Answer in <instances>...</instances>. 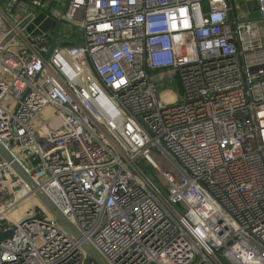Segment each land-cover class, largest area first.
<instances>
[{
	"label": "built area",
	"instance_id": "built-area-1",
	"mask_svg": "<svg viewBox=\"0 0 264 264\" xmlns=\"http://www.w3.org/2000/svg\"><path fill=\"white\" fill-rule=\"evenodd\" d=\"M254 1L256 18L233 0H70L49 14L80 40L50 50L29 30L41 3L0 0V144L81 232L62 231L0 158V234L13 232L0 264H95L83 241L110 264H264ZM158 71L177 77L175 101Z\"/></svg>",
	"mask_w": 264,
	"mask_h": 264
},
{
	"label": "water",
	"instance_id": "water-1",
	"mask_svg": "<svg viewBox=\"0 0 264 264\" xmlns=\"http://www.w3.org/2000/svg\"><path fill=\"white\" fill-rule=\"evenodd\" d=\"M70 0H67L63 13L66 11ZM62 19H56V28L53 33V38L50 43V50L55 45L57 33L60 29ZM0 158L5 161L10 168L17 174V176L27 185L30 191L34 194L40 204L47 210V212L54 218L57 225L62 231L70 234L76 240H80L81 232L58 210L52 203L48 196L37 188L36 183L32 180L27 172L21 167L18 161L9 153V151L0 144ZM12 230L1 233V238H9L12 235ZM81 248L86 254L87 259L92 260L95 264H110L106 258L99 252V250L89 241H83Z\"/></svg>",
	"mask_w": 264,
	"mask_h": 264
},
{
	"label": "crops",
	"instance_id": "crops-1",
	"mask_svg": "<svg viewBox=\"0 0 264 264\" xmlns=\"http://www.w3.org/2000/svg\"><path fill=\"white\" fill-rule=\"evenodd\" d=\"M30 1H38L41 3V8L35 7L37 10L35 19L33 23L30 25L29 30L38 32V33H49L51 35V41L53 38V33L56 28V19L50 16V12L57 10L59 12H63L66 3L62 2V0H23L24 4L30 3ZM67 2V0H66ZM62 8V9H61ZM77 30L73 32H69L66 28L62 31V28L59 29L56 39L57 41H61L64 44H67L71 41L78 42L80 40V36L78 34L74 35ZM75 32V33H74ZM153 76L158 77L159 79L166 77L167 75L171 74L170 71H158V72H150ZM165 94V92H163ZM179 95V92H178ZM165 100L170 102L175 101L178 99V96L175 94H169L165 96Z\"/></svg>",
	"mask_w": 264,
	"mask_h": 264
},
{
	"label": "rangeland",
	"instance_id": "rangeland-1",
	"mask_svg": "<svg viewBox=\"0 0 264 264\" xmlns=\"http://www.w3.org/2000/svg\"><path fill=\"white\" fill-rule=\"evenodd\" d=\"M234 3H239L244 10L248 13V15L252 18H256L257 17V12L255 11L256 8V4L254 0H233ZM62 2L66 3V0H62ZM62 9V8H61ZM81 17V13H78L76 16V19H79ZM73 31L77 30L76 34H78L79 36L80 31L78 30V28L73 27ZM65 30V25H62V31ZM153 81L155 82L156 86H157V90H158V94L160 97L165 98V96H168L169 94H175L176 96H178V92H179V85H178V79L174 74H169L164 78L159 79L157 76L153 77ZM165 92V94L163 93ZM167 102V101H166ZM45 115H49V112H45ZM142 169L146 172V174L155 182H158V178L156 177V170L149 164H147L146 162L142 161ZM160 164L163 168H169L170 170H172L173 172L176 171L175 166L172 163H165L164 160H160ZM36 203L40 204V202L36 199L35 200ZM28 203V202H27ZM41 205V204H40ZM42 206V205H41ZM25 209L29 208L28 205L24 206Z\"/></svg>",
	"mask_w": 264,
	"mask_h": 264
},
{
	"label": "bare ground",
	"instance_id": "bare-ground-1",
	"mask_svg": "<svg viewBox=\"0 0 264 264\" xmlns=\"http://www.w3.org/2000/svg\"><path fill=\"white\" fill-rule=\"evenodd\" d=\"M28 199V198H27ZM25 205H28L29 206V203H25L20 209H19V211L21 212V214L20 215H22V212L25 210ZM27 209V208H26ZM14 215V214H13ZM20 215H15V218H19L20 217Z\"/></svg>",
	"mask_w": 264,
	"mask_h": 264
}]
</instances>
